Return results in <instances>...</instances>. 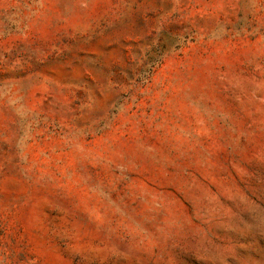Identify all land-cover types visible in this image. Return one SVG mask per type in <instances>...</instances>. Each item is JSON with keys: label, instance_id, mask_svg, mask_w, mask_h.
Returning a JSON list of instances; mask_svg holds the SVG:
<instances>
[{"label": "rangeland", "instance_id": "rangeland-1", "mask_svg": "<svg viewBox=\"0 0 264 264\" xmlns=\"http://www.w3.org/2000/svg\"><path fill=\"white\" fill-rule=\"evenodd\" d=\"M0 264H264V0H0Z\"/></svg>", "mask_w": 264, "mask_h": 264}]
</instances>
